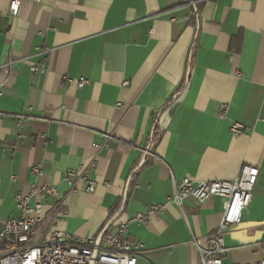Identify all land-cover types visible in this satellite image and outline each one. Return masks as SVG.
I'll return each instance as SVG.
<instances>
[{
	"label": "crops",
	"instance_id": "0c3cea01",
	"mask_svg": "<svg viewBox=\"0 0 264 264\" xmlns=\"http://www.w3.org/2000/svg\"><path fill=\"white\" fill-rule=\"evenodd\" d=\"M9 2L0 0V229L18 215L16 195L48 184L64 206L54 230L94 237L157 205L161 215L128 227L137 264H200L224 199L178 207L173 183L229 181L249 165L259 174L222 261L264 260V0H21L16 17ZM80 78L81 89L65 80ZM92 161L95 191L78 183L69 193L63 174ZM49 225L48 215L39 235Z\"/></svg>",
	"mask_w": 264,
	"mask_h": 264
},
{
	"label": "built area",
	"instance_id": "2783aa9c",
	"mask_svg": "<svg viewBox=\"0 0 264 264\" xmlns=\"http://www.w3.org/2000/svg\"><path fill=\"white\" fill-rule=\"evenodd\" d=\"M201 1L203 0H180V4L195 7ZM20 5L21 0H10L9 16L16 17ZM43 71L42 64L30 66L32 75ZM65 80L70 84L75 83L79 89L88 84V80L84 78ZM225 110L226 106H221L219 114L223 115ZM13 118L20 123L24 116L15 115ZM243 128L240 123L230 125V131L235 135ZM142 164L143 161L137 166ZM93 168L92 161L86 167L66 171L62 181L68 186L67 191L75 192L77 184L82 183L84 192L93 193L96 187L90 178ZM32 173L38 177L42 175L39 165L32 167ZM258 174L256 167L243 165L238 175L229 181L198 182L183 178L173 183L171 203L178 207L186 200L202 203L211 197L224 199L220 223L211 235L210 249L201 251L200 264H223L222 258L226 252L223 237L231 227L240 223L242 211L250 202ZM10 179L13 180V177ZM129 180L130 177L127 183ZM14 203L17 217L7 220L0 229V264H137L139 246L128 242V227L130 224H145L152 215H161L163 212L162 207L154 205L144 213H136L117 225L107 221L94 237L75 239L69 234L54 230L56 222L64 215L63 201L55 186L32 184L26 195L18 194L14 197ZM45 207L48 209L46 214ZM48 215L49 228L44 235H39ZM246 264H264V260Z\"/></svg>",
	"mask_w": 264,
	"mask_h": 264
},
{
	"label": "trees",
	"instance_id": "16d2710c",
	"mask_svg": "<svg viewBox=\"0 0 264 264\" xmlns=\"http://www.w3.org/2000/svg\"><path fill=\"white\" fill-rule=\"evenodd\" d=\"M181 90V88L179 89V91Z\"/></svg>",
	"mask_w": 264,
	"mask_h": 264
}]
</instances>
